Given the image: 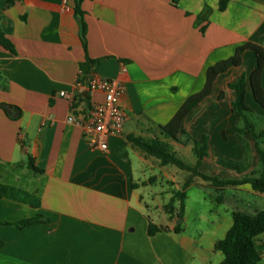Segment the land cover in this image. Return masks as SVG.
I'll use <instances>...</instances> for the list:
<instances>
[{
    "label": "crops",
    "instance_id": "crops-1",
    "mask_svg": "<svg viewBox=\"0 0 264 264\" xmlns=\"http://www.w3.org/2000/svg\"><path fill=\"white\" fill-rule=\"evenodd\" d=\"M80 8L81 16L75 0H0V30L15 51L0 46V183L23 189L37 203L0 197V264H219V239L175 230L181 223L174 193L190 173L180 184L174 166L161 165L129 137L161 138V126L202 89L208 66L243 43H260L264 0H228L223 10L219 0H83ZM240 57L241 65L219 74L210 95L184 117L186 133L164 139L174 151H192V139L206 135L207 153L230 142L244 153L239 136L224 134L242 125L228 84L256 67L251 50ZM91 71L125 85L123 132L109 137L105 152L92 149L69 120L72 107L103 100L85 89ZM246 102L258 118L264 115L250 87ZM241 138L251 150V136ZM208 155L199 165L204 173L221 158ZM253 164L259 167L257 156H249L248 170ZM233 173L229 178L239 177ZM192 184L211 185L196 176L184 192ZM225 187L251 194L257 208L259 197L264 200L247 183ZM232 201L252 203L239 193ZM242 210L230 211L231 218ZM33 217L39 222L5 223ZM150 223L159 230L149 234Z\"/></svg>",
    "mask_w": 264,
    "mask_h": 264
},
{
    "label": "trees",
    "instance_id": "trees-1",
    "mask_svg": "<svg viewBox=\"0 0 264 264\" xmlns=\"http://www.w3.org/2000/svg\"><path fill=\"white\" fill-rule=\"evenodd\" d=\"M81 1L75 0V12L77 15H82L80 8ZM12 2V0H9ZM176 2V0H174ZM228 0H219V9H225ZM82 24V39L83 45L85 44V23ZM264 38H261L259 42H246L239 45L232 56L219 60L215 64L207 67L205 71V83L202 89L189 95L185 101L180 105L170 122L164 126H161V138L154 137L146 139L142 137L130 136L129 140L140 148L147 155L155 157L159 160L161 165H175L179 169L186 170L190 175L185 180L183 187L180 191H176L174 194L180 199V207L178 212V219L183 217L184 213V189L191 184L193 177H200L202 180L208 181L211 186L217 190H222L227 185H241L249 184L251 189L258 193H264V151L260 147V139L264 137V128L257 130L256 128V115L246 102V91L250 87L253 98L257 104L264 109V87L261 84V73L264 68V46L261 44ZM0 46L15 52L12 43L6 38L0 30ZM244 50H251L256 58V67L250 73L246 74L242 72L240 76L234 82L228 84V87L234 92V98L231 101V109L238 118L241 120V126H233L227 129L226 133H234L239 136L244 149L247 145L242 142V135H250L253 140V147L257 155V161L259 163V169L248 170L249 165H245L238 160L233 159H217V163L227 169L235 171L238 178H219L207 173L199 171V165L201 159L208 155L207 136L203 135L200 139H192V152L196 157V162L193 165L185 164L172 149L170 144L164 139L179 140L178 133L185 134L186 132L181 129V122L184 117L203 99L210 95L212 91V84L216 77L228 70L231 67H238L241 65L240 52ZM93 63V62H90ZM91 71L88 76L93 74ZM87 76V77H88ZM223 94L218 96L222 99ZM29 167L33 170L40 171L36 167L29 164ZM0 197H8L21 201H26L32 205L33 195L27 193L23 189L0 183ZM38 202V201H37ZM172 210V203L169 206ZM39 222L38 218H27L16 222H5L8 224H14L22 227L33 223ZM159 230L154 224L148 225L149 234H153ZM175 230H181V225H177ZM260 235H264V209L256 210L254 213H246L242 211L232 212V223L226 230L224 236L217 240L214 244V249L220 251L223 255V259L219 264H258L261 261V248L257 243V238Z\"/></svg>",
    "mask_w": 264,
    "mask_h": 264
},
{
    "label": "rangeland",
    "instance_id": "rangeland-1",
    "mask_svg": "<svg viewBox=\"0 0 264 264\" xmlns=\"http://www.w3.org/2000/svg\"><path fill=\"white\" fill-rule=\"evenodd\" d=\"M260 116L261 118H258L256 116V128L258 130L263 129L264 127V117H262L264 115ZM260 147L264 151V137L260 139ZM175 152L177 153L178 157L187 165H193L196 160V157L192 153L190 146H183V148H181L180 150L175 149ZM208 153V156H218L221 158H227L225 156L243 155L244 160L241 159L240 162L245 165H249V156H257L253 147V143L251 146V150L247 147L244 149V153H242V151L238 152L236 145L231 142L229 145L214 144L211 146ZM172 166H174V168L177 170L178 181L180 184H182L185 177L189 175V172L183 169H179L175 165ZM252 166L254 167L253 170L259 169L258 166L255 168V164H253ZM206 173L215 175L219 178H229L232 175H235V173H233L231 169L229 170L220 165H217V168H215L214 166L208 168V172ZM156 187L158 188L159 185H157ZM185 193L187 207L186 210H184L185 219L183 220V222H180V225L187 233L193 234L202 232V235L206 240L210 237L214 239L222 238L224 231H226L232 223L230 211H232L233 209H243L242 211L252 214L255 212V210L264 208V200L261 199L263 197H259V206L257 208V206L254 205L258 202L257 198H253L251 194H247L244 190H240V192L234 191L231 187H225L219 191L211 185H209L208 187H201L197 184H192L185 190ZM238 193L246 200L250 198V201L252 203L249 207H246L245 201H241L238 203L232 201L234 194ZM212 218H214L218 222L211 223V221H214L212 220ZM181 219H179V221ZM257 243L261 248L262 254L261 261L258 264H264V235H260L257 238Z\"/></svg>",
    "mask_w": 264,
    "mask_h": 264
},
{
    "label": "built area",
    "instance_id": "built-area-1",
    "mask_svg": "<svg viewBox=\"0 0 264 264\" xmlns=\"http://www.w3.org/2000/svg\"><path fill=\"white\" fill-rule=\"evenodd\" d=\"M84 85L89 94L100 92L103 100H91L86 109L72 107L69 120L82 128L92 149L105 152L109 137L123 132L125 114L120 105V96L125 91V85L94 73L86 78Z\"/></svg>",
    "mask_w": 264,
    "mask_h": 264
},
{
    "label": "water",
    "instance_id": "water-1",
    "mask_svg": "<svg viewBox=\"0 0 264 264\" xmlns=\"http://www.w3.org/2000/svg\"><path fill=\"white\" fill-rule=\"evenodd\" d=\"M180 222H181V220L178 223H180Z\"/></svg>",
    "mask_w": 264,
    "mask_h": 264
}]
</instances>
